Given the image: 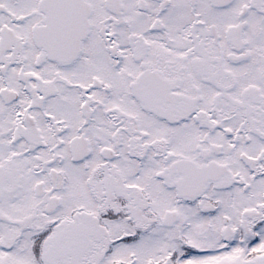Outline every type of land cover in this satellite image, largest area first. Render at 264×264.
<instances>
[{
  "label": "snow or ice",
  "instance_id": "6c2138e0",
  "mask_svg": "<svg viewBox=\"0 0 264 264\" xmlns=\"http://www.w3.org/2000/svg\"><path fill=\"white\" fill-rule=\"evenodd\" d=\"M0 264H264V0H0Z\"/></svg>",
  "mask_w": 264,
  "mask_h": 264
}]
</instances>
